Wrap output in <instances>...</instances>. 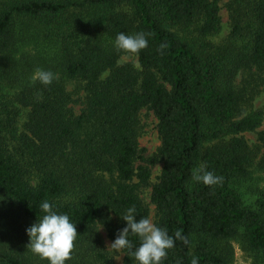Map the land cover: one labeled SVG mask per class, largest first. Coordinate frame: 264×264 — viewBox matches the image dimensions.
<instances>
[{
  "label": "trees",
  "instance_id": "1",
  "mask_svg": "<svg viewBox=\"0 0 264 264\" xmlns=\"http://www.w3.org/2000/svg\"><path fill=\"white\" fill-rule=\"evenodd\" d=\"M225 1L214 44L218 0H0V92L19 85L0 95V264H109L99 227L122 264H233V244L264 264V130L256 151L239 137L262 121L242 106L264 88V0ZM142 110L160 140L153 240Z\"/></svg>",
  "mask_w": 264,
  "mask_h": 264
},
{
  "label": "rangeland",
  "instance_id": "2",
  "mask_svg": "<svg viewBox=\"0 0 264 264\" xmlns=\"http://www.w3.org/2000/svg\"><path fill=\"white\" fill-rule=\"evenodd\" d=\"M225 0H218L219 4V17H220V30L217 35H215L211 41L214 44H218L222 42L228 35L230 27H229V20H228V13L226 9L224 8ZM32 47H25L23 48V51L25 52H31ZM123 63H131L134 66H138L136 57H134L132 54H126L123 55L119 59V64ZM242 80V77H238L237 81L238 83ZM76 88V84L74 82L68 83L66 86V90L69 92H72ZM19 90L18 84H13L11 86L5 85L4 92H0L4 94V96L12 98L13 94ZM9 98L7 99H0V101H3L4 104L8 106L7 109H11V105L9 103ZM83 94L79 93V95H75L73 100L82 101ZM74 112L78 113L80 110V106L74 104ZM242 111L244 115H247L251 112H260L262 115V121L259 126L254 132H247L240 134L239 137H242L249 148L253 151H256L258 149V143H257V133L264 130V88L262 87H248L247 89V99L244 102L242 106ZM27 110H24L20 117H18L16 121V130L21 131L22 126L25 122V113ZM5 114H3L0 117V121L4 122L5 120ZM139 121L141 126V133L138 138L139 148L144 150V156L148 158H155L156 162L154 165L151 166V175L150 180L147 187L141 188L138 192L139 198L142 201L143 205L146 207L148 211V222H147V236L150 240H153V223L155 221V207L150 202V193H151V187L157 183L158 177L160 175V171L162 168L161 161L159 160L157 154L158 149L160 147V140L156 131V120L151 112H148L146 110H142L139 115ZM260 156V155H259ZM258 156V158H259ZM258 160H256L257 162ZM254 178H258L257 182L255 183V186L258 188H262L264 190V173L255 172L253 175ZM248 196H245V199H247ZM251 199V198H249ZM254 198H252L253 200ZM251 201V200H250ZM247 201V202H250ZM98 234L102 241L103 246V253L105 254L109 264H122V258H123V252H122V244L121 241L118 242H112L109 240L106 236V232L99 227L98 228ZM97 264H100L99 262ZM233 264H250L249 258H247L244 253L240 250L237 244H233Z\"/></svg>",
  "mask_w": 264,
  "mask_h": 264
}]
</instances>
